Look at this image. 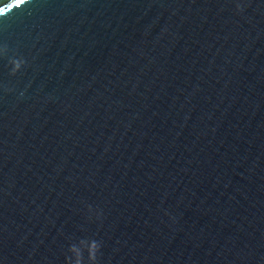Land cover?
I'll use <instances>...</instances> for the list:
<instances>
[{
	"label": "water",
	"instance_id": "1",
	"mask_svg": "<svg viewBox=\"0 0 264 264\" xmlns=\"http://www.w3.org/2000/svg\"><path fill=\"white\" fill-rule=\"evenodd\" d=\"M0 264H264V0H0Z\"/></svg>",
	"mask_w": 264,
	"mask_h": 264
}]
</instances>
